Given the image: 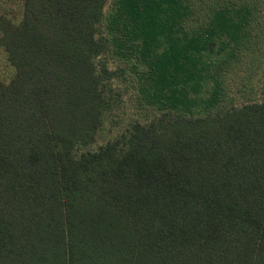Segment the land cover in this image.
<instances>
[{"label": "trees", "instance_id": "trees-1", "mask_svg": "<svg viewBox=\"0 0 264 264\" xmlns=\"http://www.w3.org/2000/svg\"><path fill=\"white\" fill-rule=\"evenodd\" d=\"M212 1L0 15V264H264V99L232 90L264 48L250 6ZM127 100L124 130L88 148Z\"/></svg>", "mask_w": 264, "mask_h": 264}, {"label": "rangeland", "instance_id": "rangeland-1", "mask_svg": "<svg viewBox=\"0 0 264 264\" xmlns=\"http://www.w3.org/2000/svg\"><path fill=\"white\" fill-rule=\"evenodd\" d=\"M222 1H228L231 5H248L254 11V19L256 23L252 26L249 36L255 41V37L258 38L260 44L256 49L264 48V0H213L209 5L215 6L220 5ZM108 5V4H107ZM106 5V7H107ZM22 2L21 0H0V15H4L6 18H10L14 23H18L22 19ZM249 43V40L246 41V44ZM247 47V54H243L242 58V69L243 76L246 81V85L241 89L232 88L235 91L236 98L238 99L237 103L249 102L254 100L264 99V51L261 54L260 51H254L252 47ZM255 53H258L257 55ZM245 55V56H244ZM246 59V60H245ZM247 59H251L249 61ZM254 68L253 72L249 74L247 69ZM14 70L9 65L6 59V55L3 52V49L0 48V80L3 82H8L13 76ZM129 82L123 79H115L111 86L114 89H119L122 97L126 99L128 95H131V87L128 84ZM234 87V86H233ZM126 102V112L122 113L120 109H117L114 115H122V118H117L116 123L113 122L114 117L111 114H107L104 120L105 124H102L97 130L94 141L88 147L90 149L96 150L103 144L107 143L109 140L115 138L124 128L126 127L128 121L130 120L129 113L134 111L129 100ZM132 107V109H131ZM135 116V115H134ZM136 117V116H135ZM140 116L139 119H147V117ZM114 123V124H113Z\"/></svg>", "mask_w": 264, "mask_h": 264}]
</instances>
